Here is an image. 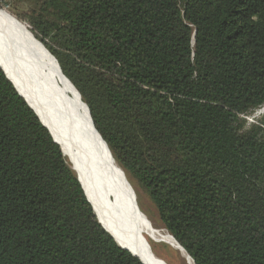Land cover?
Instances as JSON below:
<instances>
[{"label":"trees","instance_id":"obj_1","mask_svg":"<svg viewBox=\"0 0 264 264\" xmlns=\"http://www.w3.org/2000/svg\"><path fill=\"white\" fill-rule=\"evenodd\" d=\"M3 1L193 264H264V0ZM3 71L0 264H142Z\"/></svg>","mask_w":264,"mask_h":264},{"label":"bare ground","instance_id":"obj_2","mask_svg":"<svg viewBox=\"0 0 264 264\" xmlns=\"http://www.w3.org/2000/svg\"><path fill=\"white\" fill-rule=\"evenodd\" d=\"M33 38L26 26L0 10V66L62 148L100 224L144 264H166L152 242L168 245L192 264L163 227L153 226L141 212L126 176L92 128L82 100Z\"/></svg>","mask_w":264,"mask_h":264},{"label":"rangeland","instance_id":"obj_3","mask_svg":"<svg viewBox=\"0 0 264 264\" xmlns=\"http://www.w3.org/2000/svg\"><path fill=\"white\" fill-rule=\"evenodd\" d=\"M0 10L7 12L9 15H11L13 18H15L18 22H21L24 26H26V28L32 34L30 26L28 24L22 22L21 20H19L15 16V14L9 9V6L6 4V1L0 0ZM262 117H264L263 107L256 110L252 115L246 117L245 119L248 123H254V122L260 120ZM112 159H113V157H112ZM113 162H115V164L117 166H119L114 159H113ZM121 171L126 176L129 184L131 185V187L133 188V190L135 192L137 203L139 205L141 212L151 221L153 226L162 228V226L160 225V223L157 219L156 211H155L151 201L149 200L147 194L143 191V189L134 180L128 179V176L126 175V173L123 170H121ZM151 246H152L153 251L160 258H162V260L165 261L166 264H186L185 260L179 255V253L176 250L169 247L168 245L162 244V243L159 244V243L152 242Z\"/></svg>","mask_w":264,"mask_h":264},{"label":"water","instance_id":"obj_4","mask_svg":"<svg viewBox=\"0 0 264 264\" xmlns=\"http://www.w3.org/2000/svg\"><path fill=\"white\" fill-rule=\"evenodd\" d=\"M31 36H33L32 34H31ZM34 37V36H33ZM46 52H47V54L54 60V62H55V64H56V66H57V68H58V70H59V72L60 73H62L61 72V69H60V67H59V65H58V62L56 61V59L54 58V56H52V54L39 42V41H37L35 38H33ZM0 68H1V66H0ZM2 69V68H1ZM2 71H3V69H2ZM4 72V71H3ZM64 76V75H63ZM64 78H65V80L67 81V82H69V84L71 85V87L76 91V93L78 94V98H79V100L81 99V97H80V94L78 93V91L75 89V87L71 84V82L64 76ZM8 79V78H7ZM9 80V79H8ZM10 81V80H9ZM10 83L13 85V83L10 81ZM13 87H14V85H13ZM14 89L16 90V88L14 87ZM16 92L18 93V91L16 90ZM19 94V93H18ZM19 96H21L20 94H19ZM22 98H23V96H21ZM23 100L25 101V103L28 105V107L34 112V110L29 106V104L26 102V100L23 98ZM84 104V106H85V108H86V111H87V114H88V117H89V121H90V124H91V126H92V128L94 129V131H95V133L97 134V136L99 137V139L102 141V143L104 144V146L106 147V149H107V151H108V153H109V155H110V157H111V159H112V155H111V153H110V151H109V149H108V147H107V145H106V143L104 142V140L101 138V136L99 135V133L96 131V129H95V127H94V125H93V122H92V119H91V116H90V113H89V110H88V107L86 106V104L85 103H83ZM34 114L36 115V113L34 112ZM36 117L38 118V116L36 115ZM38 120L40 121V119L38 118ZM40 123L43 125V123L40 121ZM46 129H47V131L49 132V134L51 135V133H50V131L48 130V128L45 126V125H43ZM51 137H52V139H53V141L60 147V145L54 140V138H53V136L51 135ZM60 150H61V152H62V154L64 155V153H63V151H62V148L60 147ZM68 160V159H67ZM112 161H113V159H112ZM72 168V167H71ZM121 169V168H120ZM72 170L76 173V175H77V172L72 168ZM122 170V169H121ZM77 179H78V181H79V183H80V185H81V187H82V190H83V192H84V189H83V186H82V183H81V180H80V178L77 176ZM84 194H85V192H84ZM85 197H86V194H85ZM86 199H87V197H86ZM87 201H88V203L90 204V206H91V208H92V210H93V212H94V214H95V211H94V208H93V206L91 205V203L89 202V200L87 199ZM95 216H96V214H95ZM96 218H97V216H96ZM97 221H98V223L100 224V222H99V220H98V218H97ZM101 225V224H100ZM101 227L103 228V226L101 225ZM104 229V228H103ZM105 230V229H104ZM106 231V230H105ZM108 232V231H107ZM109 233V232H108ZM110 234V233H109ZM111 235V237L114 239V236H112V234H110ZM172 237V236H171ZM115 240V239H114ZM174 240V239H173ZM175 241V240H174ZM176 242V241H175ZM117 243V242H116ZM176 244L179 246V244L176 242ZM120 246V245H119ZM122 249H124V250H126V251H128L129 253H131L133 256H135L136 258H138V256L136 255V254H134L131 250H129V249H127V248H124V247H122V246H120ZM179 248L186 254V252L179 246ZM186 256L189 258V256L186 254ZM139 259V258H138ZM190 259V258H189ZM140 260V259H139ZM191 260V259H190ZM140 262L142 263V264H144L141 260H140ZM192 262V261H191ZM192 264H193V262H192Z\"/></svg>","mask_w":264,"mask_h":264}]
</instances>
